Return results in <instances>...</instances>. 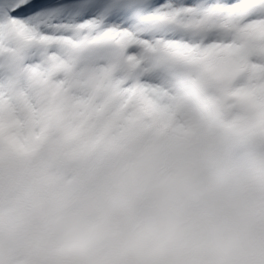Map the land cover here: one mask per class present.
Listing matches in <instances>:
<instances>
[{
	"label": "clouds",
	"instance_id": "9594fccd",
	"mask_svg": "<svg viewBox=\"0 0 264 264\" xmlns=\"http://www.w3.org/2000/svg\"><path fill=\"white\" fill-rule=\"evenodd\" d=\"M103 47L60 89L29 82L26 147L0 135V264H264V95L226 97L223 50H173L165 125L119 108L127 65Z\"/></svg>",
	"mask_w": 264,
	"mask_h": 264
},
{
	"label": "snow or ice",
	"instance_id": "6c2138e0",
	"mask_svg": "<svg viewBox=\"0 0 264 264\" xmlns=\"http://www.w3.org/2000/svg\"><path fill=\"white\" fill-rule=\"evenodd\" d=\"M258 25L264 26V0H0V58L6 61L0 63V101L13 108L21 100L34 104L30 81L54 82V70H72L81 52L99 60L107 42L125 59L127 72L115 82L125 96L175 110L176 97L164 82L173 50L185 56L223 50L226 70L219 78L226 97L264 95V30L253 31ZM219 28L235 38H221ZM17 70L15 78L6 75ZM215 100L227 106L226 98Z\"/></svg>",
	"mask_w": 264,
	"mask_h": 264
},
{
	"label": "bare ground",
	"instance_id": "6f19581e",
	"mask_svg": "<svg viewBox=\"0 0 264 264\" xmlns=\"http://www.w3.org/2000/svg\"><path fill=\"white\" fill-rule=\"evenodd\" d=\"M221 3H223V2H221ZM214 54H215L214 52H208V53H205L204 55H214ZM101 71H103V70H101ZM53 83H54L55 89H60L64 85V83L58 82L56 80ZM159 108H160L165 120L168 119L170 122L172 120H174L173 116L170 115L169 109L161 108V107H159ZM0 116L7 125L14 128V130H17L18 118H17V112H16L15 108H13V106H10L5 102L0 101Z\"/></svg>",
	"mask_w": 264,
	"mask_h": 264
}]
</instances>
